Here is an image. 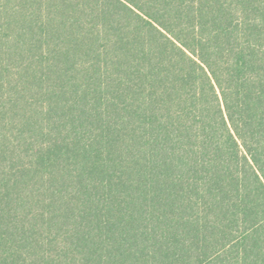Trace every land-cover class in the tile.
<instances>
[{
    "label": "trees",
    "instance_id": "1",
    "mask_svg": "<svg viewBox=\"0 0 264 264\" xmlns=\"http://www.w3.org/2000/svg\"><path fill=\"white\" fill-rule=\"evenodd\" d=\"M0 264H264V0H0Z\"/></svg>",
    "mask_w": 264,
    "mask_h": 264
}]
</instances>
